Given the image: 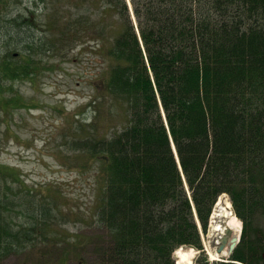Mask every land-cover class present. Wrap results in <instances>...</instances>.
I'll list each match as a JSON object with an SVG mask.
<instances>
[{"label":"trees","instance_id":"trees-1","mask_svg":"<svg viewBox=\"0 0 264 264\" xmlns=\"http://www.w3.org/2000/svg\"><path fill=\"white\" fill-rule=\"evenodd\" d=\"M86 4L98 9V17L70 19L61 32L69 39L83 33L79 44L95 41L102 49L104 76L95 89L108 92L123 113L109 127L112 135L99 133V104L91 122L76 128L84 136L70 145L81 167L95 160L103 181L97 218L107 239L96 245L94 264H175L179 246L202 247L197 221L205 231L221 193L240 216L249 191L264 187V0ZM34 67L3 60L0 83L20 77V70L29 76ZM99 102L94 97L87 103ZM108 111L112 118L117 114ZM19 172L0 164V258L44 245L58 252L56 264H64L80 242L59 224L60 190L51 186L54 195H45ZM230 259L240 260V245Z\"/></svg>","mask_w":264,"mask_h":264},{"label":"rangeland","instance_id":"rangeland-1","mask_svg":"<svg viewBox=\"0 0 264 264\" xmlns=\"http://www.w3.org/2000/svg\"><path fill=\"white\" fill-rule=\"evenodd\" d=\"M86 1L90 2L39 0L40 3L35 5L33 0H0V63L5 60L13 65L28 62L35 66L27 69L29 76L20 70L16 73L21 74L20 77L7 76L0 83L4 86L0 91V102L10 100L9 104H0V164L16 168L26 185L46 192L45 195H54L49 190L51 186L60 190V194H55L63 214L57 213L59 224L62 223L61 228L72 237L71 240L80 242V251L71 248L64 264H82L80 259L83 264H94L96 245L107 239L106 230L97 218L103 181L95 160L90 158L85 167L76 161L79 155L70 145L74 139L84 136L76 133V128L81 123L91 122L94 118L92 110L99 104L95 131L110 136L113 134L110 125L123 119L121 107L105 97L108 92L102 96L100 87L95 89L99 86L97 79L104 76H99L106 64L101 56L102 49L97 50L95 41L79 44L83 33L69 39L66 31L61 32L70 19L77 20L83 15L85 22H93V18L98 17V9H88ZM87 10L92 12L87 15ZM131 16L134 17L132 12ZM15 17L18 20L8 21ZM33 43H39L38 47L34 48ZM94 97H99L100 102L88 106L87 102ZM112 108L117 112L113 118L108 111ZM102 122L106 124L101 126ZM12 185L13 190L18 188L17 182ZM1 186L3 183L0 182ZM11 195H15V200L22 198L20 192ZM228 201V210L239 223L237 229L225 225L222 217L221 212ZM240 228V219L229 195L222 193L209 215L206 230L200 229L202 247H192L194 255L189 264H197L202 258L208 264L229 259L226 249L231 236L239 235ZM221 243L224 248L218 252ZM52 250L38 245L21 254L0 258V264H56L58 252ZM79 252L81 258H78ZM210 252L217 259H211Z\"/></svg>","mask_w":264,"mask_h":264},{"label":"flooded vegetation","instance_id":"flooded-vegetation-1","mask_svg":"<svg viewBox=\"0 0 264 264\" xmlns=\"http://www.w3.org/2000/svg\"><path fill=\"white\" fill-rule=\"evenodd\" d=\"M240 204V264H264V187Z\"/></svg>","mask_w":264,"mask_h":264},{"label":"bare ground","instance_id":"bare-ground-1","mask_svg":"<svg viewBox=\"0 0 264 264\" xmlns=\"http://www.w3.org/2000/svg\"><path fill=\"white\" fill-rule=\"evenodd\" d=\"M228 209H230V202L228 201L225 205V207L223 208L222 213V217L225 223V225H227L228 227L232 228V229H237L239 226L238 220L236 217H234L233 213L231 211H229ZM222 228V227H220ZM194 255V250L191 247L188 248H184V247H179L176 249V251L174 252V256L176 258V264H189L192 261V257ZM210 257L211 259H217L215 257V254H213L212 252H210Z\"/></svg>","mask_w":264,"mask_h":264},{"label":"water","instance_id":"water-1","mask_svg":"<svg viewBox=\"0 0 264 264\" xmlns=\"http://www.w3.org/2000/svg\"><path fill=\"white\" fill-rule=\"evenodd\" d=\"M14 54H16V53H14ZM225 231H226L227 233L230 232V230H228V229H226ZM237 241H238V236H237L236 234H233V235L231 236V238H230V242H229L228 247H227V252H228V253H231V251L233 250V248H234V246L236 245ZM223 248H224V244L221 243V244L219 245V247L217 248L218 252H221V251L223 250Z\"/></svg>","mask_w":264,"mask_h":264}]
</instances>
